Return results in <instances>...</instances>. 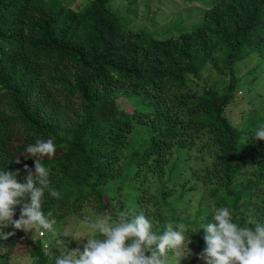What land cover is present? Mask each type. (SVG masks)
Wrapping results in <instances>:
<instances>
[{"label": "trees", "instance_id": "obj_1", "mask_svg": "<svg viewBox=\"0 0 264 264\" xmlns=\"http://www.w3.org/2000/svg\"><path fill=\"white\" fill-rule=\"evenodd\" d=\"M75 1L0 0V170L25 183L35 158L22 154L50 138L56 153L41 163L60 197L46 189L42 207L54 231L86 207L143 213L157 234L186 226L176 253L188 256L173 264H205L199 229L214 207L264 222V140L253 135L264 114L236 123L228 112L237 65L264 63V0H181L199 16L167 17L154 34L136 28V0ZM5 237L0 264H54L42 240Z\"/></svg>", "mask_w": 264, "mask_h": 264}, {"label": "clouds", "instance_id": "obj_2", "mask_svg": "<svg viewBox=\"0 0 264 264\" xmlns=\"http://www.w3.org/2000/svg\"><path fill=\"white\" fill-rule=\"evenodd\" d=\"M253 135L256 141L264 140V124ZM55 153L56 145L50 138H38L28 145L22 156L35 158V168L33 171L25 165V183L17 181L19 172L0 170V227L41 234L54 231L48 218L51 212L45 215L42 198L46 189L52 198H59L60 193L50 188L49 170L41 158ZM15 162L19 164L20 158ZM25 197L29 202H23ZM21 204L20 216L14 219ZM212 211L210 221L199 229L205 233L199 259L205 264H264V222L249 218L241 225L234 221L228 207H214ZM84 226L87 235L71 237L79 246L57 256L55 264H165L168 252L176 253L184 246L187 231L183 223L174 226L168 222L163 233L157 234L143 213L130 217L126 210L116 217H85Z\"/></svg>", "mask_w": 264, "mask_h": 264}, {"label": "rangeland", "instance_id": "obj_3", "mask_svg": "<svg viewBox=\"0 0 264 264\" xmlns=\"http://www.w3.org/2000/svg\"><path fill=\"white\" fill-rule=\"evenodd\" d=\"M87 0H76L73 4L75 8L81 7ZM196 1V0H195ZM117 4L121 3L122 7L128 6V0H116ZM136 28L148 27L149 32L154 34L167 31L171 21L167 17L175 19L178 16L190 20L196 19L199 16L200 8L194 3L186 4L181 0H136ZM156 18H152V15ZM154 24V25H153ZM237 74L240 77L239 96L229 109L230 115L236 123L244 121L245 115L264 114V63L261 62L257 54L252 55L247 60L237 65ZM199 195L196 196L193 206L197 207ZM93 208L86 207L82 212L73 214L68 219L58 225L54 232H43L32 230L29 233L23 230H17L12 227H0V237L9 238L23 237L25 240L35 242L37 239L44 243L46 254L50 261L68 250H75L79 245L71 237L85 236L88 234L85 228V217L100 216ZM14 235H8L9 233ZM52 242V246H51ZM86 242V241H85ZM188 256L187 253H176L174 256L165 260V264L180 263ZM13 264H33V260L22 255L13 259Z\"/></svg>", "mask_w": 264, "mask_h": 264}, {"label": "built area", "instance_id": "obj_4", "mask_svg": "<svg viewBox=\"0 0 264 264\" xmlns=\"http://www.w3.org/2000/svg\"><path fill=\"white\" fill-rule=\"evenodd\" d=\"M43 234H44V233H43ZM43 234H42V235H43Z\"/></svg>", "mask_w": 264, "mask_h": 264}]
</instances>
